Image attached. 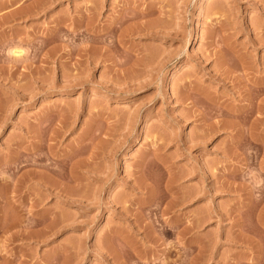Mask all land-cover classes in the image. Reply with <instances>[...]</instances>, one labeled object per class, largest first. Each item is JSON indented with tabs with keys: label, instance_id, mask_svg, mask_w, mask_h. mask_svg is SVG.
Returning a JSON list of instances; mask_svg holds the SVG:
<instances>
[{
	"label": "rangeland",
	"instance_id": "374dc122",
	"mask_svg": "<svg viewBox=\"0 0 264 264\" xmlns=\"http://www.w3.org/2000/svg\"><path fill=\"white\" fill-rule=\"evenodd\" d=\"M0 264H264V0H0Z\"/></svg>",
	"mask_w": 264,
	"mask_h": 264
},
{
	"label": "bare ground",
	"instance_id": "6f19581e",
	"mask_svg": "<svg viewBox=\"0 0 264 264\" xmlns=\"http://www.w3.org/2000/svg\"><path fill=\"white\" fill-rule=\"evenodd\" d=\"M23 51H24V50H22V49H17V50H14L13 53H14L15 55H17V56H21L22 53H23Z\"/></svg>",
	"mask_w": 264,
	"mask_h": 264
}]
</instances>
